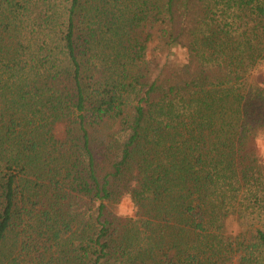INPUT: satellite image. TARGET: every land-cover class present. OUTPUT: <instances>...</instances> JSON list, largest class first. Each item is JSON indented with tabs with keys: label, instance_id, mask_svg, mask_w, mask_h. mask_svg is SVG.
I'll return each mask as SVG.
<instances>
[{
	"label": "trees",
	"instance_id": "trees-1",
	"mask_svg": "<svg viewBox=\"0 0 264 264\" xmlns=\"http://www.w3.org/2000/svg\"><path fill=\"white\" fill-rule=\"evenodd\" d=\"M263 62L264 0H0V264H264Z\"/></svg>",
	"mask_w": 264,
	"mask_h": 264
},
{
	"label": "clouds",
	"instance_id": "clouds-1",
	"mask_svg": "<svg viewBox=\"0 0 264 264\" xmlns=\"http://www.w3.org/2000/svg\"><path fill=\"white\" fill-rule=\"evenodd\" d=\"M175 52L176 49L174 48ZM183 55L180 56V62L187 63V52L182 50ZM253 77L260 75L259 69H252ZM255 87L264 88V82L256 81ZM253 145L258 158H264V127L257 126L253 135ZM133 186H135L133 182ZM139 206L135 203L132 198L131 192H124L119 201L116 202L113 214L118 218L123 219H138L137 213L139 212Z\"/></svg>",
	"mask_w": 264,
	"mask_h": 264
},
{
	"label": "rangeland",
	"instance_id": "rangeland-1",
	"mask_svg": "<svg viewBox=\"0 0 264 264\" xmlns=\"http://www.w3.org/2000/svg\"><path fill=\"white\" fill-rule=\"evenodd\" d=\"M154 48V45L153 44H150V51H149V58L153 56L158 59L161 62H164V60H170L172 64L174 63H181L180 62V56L183 55V52L182 50H185L184 48H179L177 46H174L173 48H170L169 50H166L161 56H158L156 54V51L153 49ZM176 49V51L174 52L173 49ZM260 70V75L256 76V77H253L252 73L249 77L250 80L256 82V81H261V82H264V62L261 63L259 65V67L257 68ZM249 80V82H250ZM252 104V103H251ZM249 106V108H253L255 110H259V108L256 106V104L253 102V104ZM63 130V127L62 126H57V128L55 129V133L60 136L61 135V132ZM261 162L264 163V158H260ZM115 204L116 202H113L112 204H110L108 206V210L110 212H114V208H115ZM42 250V248H41ZM32 257H35V254H32Z\"/></svg>",
	"mask_w": 264,
	"mask_h": 264
}]
</instances>
